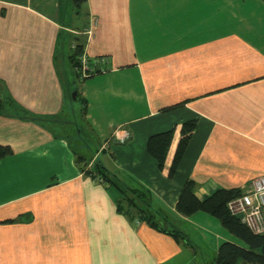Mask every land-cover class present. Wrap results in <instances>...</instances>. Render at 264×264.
Masks as SVG:
<instances>
[{
    "label": "crops",
    "instance_id": "crops-1",
    "mask_svg": "<svg viewBox=\"0 0 264 264\" xmlns=\"http://www.w3.org/2000/svg\"><path fill=\"white\" fill-rule=\"evenodd\" d=\"M78 43L106 61L77 88ZM74 89L100 139L92 155L65 117ZM0 95V144L12 148L0 159V264H190L192 235L210 233L214 253L227 236L211 214L176 210L186 181L204 198L264 175V0H0ZM172 128L161 169L148 140ZM93 162L147 186L188 239L120 212L119 189L84 172Z\"/></svg>",
    "mask_w": 264,
    "mask_h": 264
},
{
    "label": "trees",
    "instance_id": "trees-1",
    "mask_svg": "<svg viewBox=\"0 0 264 264\" xmlns=\"http://www.w3.org/2000/svg\"><path fill=\"white\" fill-rule=\"evenodd\" d=\"M73 1L78 8H81L86 0ZM83 49L82 43L76 44L71 58L82 54ZM5 103V99L0 95V111L4 109ZM196 129V119L185 121L182 124L181 136L169 168L170 176L176 173ZM174 132L175 128L155 133L148 140V150L156 158L161 169L165 166ZM11 152L12 148L9 145L0 144V159ZM83 169L86 174L115 185L119 189L117 204L120 212L130 216L133 220L145 221L161 231L168 232L178 240L186 237L182 231L167 227L165 222L169 221V216L159 207L153 205L154 197L150 189L144 184L138 182L134 185L122 183L120 179L115 177V174H110L106 167L99 162H93L91 166L86 163ZM196 189L197 182L195 180L186 181L177 201L176 210L184 216H190L198 211L207 212L217 217L226 229L245 243V245H241L230 240L221 242L213 264H264V234L256 233L238 215L233 214L229 207V202L242 195L245 189L242 187H218L204 198H200L196 194Z\"/></svg>",
    "mask_w": 264,
    "mask_h": 264
},
{
    "label": "rangeland",
    "instance_id": "rangeland-1",
    "mask_svg": "<svg viewBox=\"0 0 264 264\" xmlns=\"http://www.w3.org/2000/svg\"><path fill=\"white\" fill-rule=\"evenodd\" d=\"M72 2L74 3V1L72 0ZM81 15H83V12H81ZM82 19V18H81ZM80 19V21H81ZM66 46L65 48H63V50L61 51L62 53H64L67 58L69 59V54L71 51V47H70V40L66 41ZM63 55H60V60H62ZM74 59V60H73ZM73 60V66H74V70H75V75L73 74L74 77V81L76 82V87H80V82L81 80H84L87 75H89L88 73H92L93 70H87L85 71L83 68V64L80 62V57L79 56H73L72 58ZM92 63V62H91ZM90 63V67H92V64ZM70 65L72 67L71 61H70ZM93 69V68H92ZM77 92L76 89H74L72 91V109L68 110L67 114H66V118L67 121H73V125H72V130H76L79 129V127L81 128L80 131V135L75 134L74 132H72L71 138H72V142L75 146H77L79 148V150L85 154H90L92 155L93 152L97 151L99 149V145H100V139L97 135H95V132H93L92 130H90V128L88 127V124L84 121L83 118V100L80 96H74V92ZM69 132V131H68ZM108 144V143H107ZM165 212V211H164ZM166 213V212H165ZM168 215V213H166ZM213 216V215H212ZM215 217V216H214ZM171 219H173L174 224H176V218L174 219V217H170ZM216 221L219 222L221 230H223L225 233V235L227 236L226 239H222L220 240V236H218L217 239H219L220 243L226 240H230V241H235L236 243L239 244H243L245 245L244 241L239 238L238 236H236L235 234L231 233L228 229H226L221 221L216 217L213 218ZM175 220V221H174ZM172 225V224H171ZM181 225H185V223H181ZM175 227V225H172ZM176 226H179L176 224ZM190 224H187L185 226L186 228H189ZM183 229V230H185ZM220 232L222 233V231H218L217 229H215L214 231V237L216 238L217 233L220 234ZM192 234V233H190ZM199 234V239H194L193 235H192V239H191V243L194 244L195 246V254L196 257L192 258L190 261V264H213V262L215 261V257L217 256V253H214V246H216V243L214 241V239L209 236L210 233H207L203 230L198 231ZM200 235H202V237H200ZM188 239V237H186ZM218 251V250H217Z\"/></svg>",
    "mask_w": 264,
    "mask_h": 264
},
{
    "label": "built area",
    "instance_id": "built-area-1",
    "mask_svg": "<svg viewBox=\"0 0 264 264\" xmlns=\"http://www.w3.org/2000/svg\"><path fill=\"white\" fill-rule=\"evenodd\" d=\"M86 33L90 35L92 30L87 29ZM79 57L85 71L93 70L92 73H88L89 75L96 72L99 62L106 61L104 57L91 59L85 52L80 54ZM90 63L92 67H90ZM119 137L121 141H125L129 134L127 131H123V134ZM229 207L233 214L238 215L256 233L264 234V175L253 178L249 188L242 195L231 200Z\"/></svg>",
    "mask_w": 264,
    "mask_h": 264
},
{
    "label": "water",
    "instance_id": "water-1",
    "mask_svg": "<svg viewBox=\"0 0 264 264\" xmlns=\"http://www.w3.org/2000/svg\"><path fill=\"white\" fill-rule=\"evenodd\" d=\"M76 93H77V92L75 91V92H74V96H75V97H76Z\"/></svg>",
    "mask_w": 264,
    "mask_h": 264
}]
</instances>
